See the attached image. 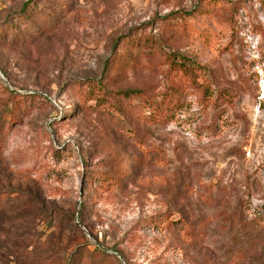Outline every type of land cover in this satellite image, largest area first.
Returning <instances> with one entry per match:
<instances>
[{
	"label": "rangeland",
	"instance_id": "1",
	"mask_svg": "<svg viewBox=\"0 0 264 264\" xmlns=\"http://www.w3.org/2000/svg\"><path fill=\"white\" fill-rule=\"evenodd\" d=\"M0 264H264V0H0Z\"/></svg>",
	"mask_w": 264,
	"mask_h": 264
},
{
	"label": "trees",
	"instance_id": "2",
	"mask_svg": "<svg viewBox=\"0 0 264 264\" xmlns=\"http://www.w3.org/2000/svg\"><path fill=\"white\" fill-rule=\"evenodd\" d=\"M100 83V82H99ZM101 85H102V83H100ZM123 94H124V96L125 97H130L131 95H134V94H142L143 92H142V90L141 89H128V90H125L124 92H122ZM99 97H97V99H98ZM96 99V100H97ZM99 100H101V99H99ZM142 105L140 106V108L141 109H143V113H141L140 115H139V119L140 120H144L145 119V113L147 112V111H154V110H156V108H159L160 107V109H162L161 110V112H160V118L161 117H163L164 116V114H166V115H169V117L170 118H178L179 119V115L180 114H182L183 113V111H184V103H182V102H177L176 104H175V106H174V108H172V109H169L170 110V112H169V114L166 112V110L167 111H169L167 108H165V106H164V104H156V103H154V102H151V101H149L148 99H146V100H142ZM161 120L162 119H160L158 122H161ZM143 152H140L138 155H136V160H135V163H134V165H139V166H141V167H143V161H142V156H143V154H142ZM88 162V161H87ZM133 165V166H134ZM108 179H110V182H111V184H113V185H119L120 184V178H118V177H116V176H112V177H107V176H104V175H99V180H101V181H106V180H108ZM188 185H186V186H184L183 187V189H181V190H179V189H177V188H174V190H173V195L175 196V198H176V200L179 202L180 200H182V198H185L186 197V195H187V193H188V189H186V187H187ZM184 190V191H183ZM117 252L118 253H120V254H122L120 251H118L117 250Z\"/></svg>",
	"mask_w": 264,
	"mask_h": 264
},
{
	"label": "water",
	"instance_id": "3",
	"mask_svg": "<svg viewBox=\"0 0 264 264\" xmlns=\"http://www.w3.org/2000/svg\"><path fill=\"white\" fill-rule=\"evenodd\" d=\"M122 260H123V258L122 257H120Z\"/></svg>",
	"mask_w": 264,
	"mask_h": 264
}]
</instances>
